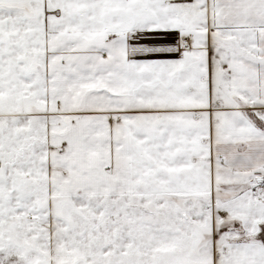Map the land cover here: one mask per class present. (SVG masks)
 I'll list each match as a JSON object with an SVG mask.
<instances>
[{
    "label": "snow or ice",
    "instance_id": "6c2138e0",
    "mask_svg": "<svg viewBox=\"0 0 264 264\" xmlns=\"http://www.w3.org/2000/svg\"><path fill=\"white\" fill-rule=\"evenodd\" d=\"M0 264H264V0H0Z\"/></svg>",
    "mask_w": 264,
    "mask_h": 264
}]
</instances>
